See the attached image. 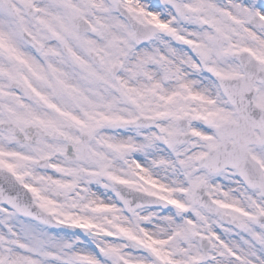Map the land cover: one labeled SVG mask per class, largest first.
Masks as SVG:
<instances>
[{
	"label": "snow or ice",
	"instance_id": "snow-or-ice-1",
	"mask_svg": "<svg viewBox=\"0 0 264 264\" xmlns=\"http://www.w3.org/2000/svg\"><path fill=\"white\" fill-rule=\"evenodd\" d=\"M0 264H264V0H0Z\"/></svg>",
	"mask_w": 264,
	"mask_h": 264
}]
</instances>
